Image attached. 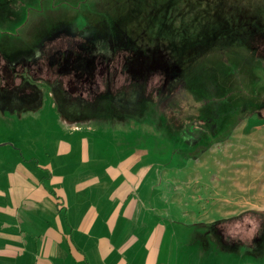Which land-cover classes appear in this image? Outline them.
<instances>
[{
  "label": "crops",
  "instance_id": "obj_1",
  "mask_svg": "<svg viewBox=\"0 0 264 264\" xmlns=\"http://www.w3.org/2000/svg\"><path fill=\"white\" fill-rule=\"evenodd\" d=\"M42 91L0 108V264H264V243L231 249L207 232L238 214L187 210L200 181L160 170L148 138L175 137L155 109L68 119Z\"/></svg>",
  "mask_w": 264,
  "mask_h": 264
},
{
  "label": "trees",
  "instance_id": "obj_2",
  "mask_svg": "<svg viewBox=\"0 0 264 264\" xmlns=\"http://www.w3.org/2000/svg\"><path fill=\"white\" fill-rule=\"evenodd\" d=\"M21 1L23 3V0H19V3ZM165 1L158 0L150 4L153 5L152 8H156L157 5L158 7L164 5ZM123 3H126V0H115L110 10H107L108 13L99 14L110 22L120 23L122 19L126 22V25L118 24L116 32L118 35L124 33L128 39L114 48L119 58L117 60L121 62L125 71L119 77L118 84L128 93L133 92V100L130 104H137L142 100V98L138 99L139 96L147 98L152 104L154 102L159 110L163 109L162 113L174 133L205 142L200 144L199 150H205L215 142L228 138L235 126L247 116L257 115L259 118H264L262 114L264 90L262 94L258 87L259 84L264 86V78L260 77L254 84L240 82L237 85L234 82L228 84L225 79L231 73L240 74L238 69L246 62L254 63L255 68L264 69V46H262L264 42L255 41L258 29L244 30L242 34L235 36L218 33L208 40L204 37L176 39L170 35L166 22L164 26L160 24L162 17L158 13L159 10L153 8L147 11L146 8H139L138 12L137 10L126 12L127 9H123L127 4L121 6ZM56 7L52 4L44 8L48 17L39 14L34 24L31 23L29 16L19 27L20 29L24 27L26 30L23 39L20 38L17 42L14 40L13 45L7 46L13 48L15 45L35 44L38 32L49 36L46 42L53 41L57 36L55 33L57 23L54 17ZM68 19L72 20V18ZM262 32L264 33V30ZM2 40L10 41L9 37ZM255 42L256 46L253 44ZM4 49L9 51L7 48ZM251 53L254 55L248 56ZM204 58L209 60L210 66ZM257 64L259 67L256 66ZM205 66L208 67L203 68ZM55 70L56 68H50L51 77L57 76ZM214 74L217 81L215 80L208 87L209 78H213ZM221 78L222 80H219ZM65 79L72 80V77L66 75ZM251 213L257 214L255 211ZM226 222L228 221H218L211 225L223 226ZM224 232L234 243L233 248L256 249L255 245L248 247L245 241L240 240L236 235L228 234V229L225 228Z\"/></svg>",
  "mask_w": 264,
  "mask_h": 264
},
{
  "label": "rangeland",
  "instance_id": "obj_3",
  "mask_svg": "<svg viewBox=\"0 0 264 264\" xmlns=\"http://www.w3.org/2000/svg\"><path fill=\"white\" fill-rule=\"evenodd\" d=\"M38 1L25 0L26 10L21 12L19 18L28 19L30 16L31 23L34 24V20L39 14L48 17L44 8L54 4L57 6L54 17L58 24L65 18L73 19L80 17V14L84 15L87 12L89 14L91 11L108 13L107 10L115 0H45L46 3L43 6ZM130 2V0H126V3L121 6L129 5ZM152 2L153 0H149L144 3L146 10L150 11L153 8L156 11L159 10L158 13L162 17L161 22L165 21L168 24L170 35H175L177 39L199 36L208 40L218 33L222 35L234 34L235 36L242 34L244 30L255 31L258 29L255 41L264 42V33L262 32L264 30V0H176L168 8L161 6L152 8L153 5L150 4ZM24 29V27L20 29L16 25L7 29L6 34H2L0 31L1 42H3L2 38L9 37L10 41L3 43V46L9 49L8 55L11 56L13 53L10 51L11 47L7 45H13L12 41L14 40L17 42L18 39H23L26 33ZM35 38L37 40L40 36L37 35ZM256 42L253 43L254 46H256ZM97 48L99 49L98 46L95 47V49ZM250 55L254 54H248V56ZM252 59L253 57H251ZM204 60L210 66L209 60L206 58ZM229 65L232 64L229 62ZM256 66L259 67L258 64ZM254 68V63L246 62L243 67L238 69L240 74L232 75L231 73L225 79L228 84L231 82L236 85L240 82L257 83V79L264 78V69ZM215 74L219 76L218 73ZM215 74L213 78H209L208 87L215 80L217 81ZM258 87L260 93L263 94L264 86L259 84ZM262 114L264 115V112ZM144 121L151 120L144 119ZM172 134L175 139H168L164 134L160 138L151 136V139L148 138L149 144L147 145L161 151L158 156L161 160L160 170L168 169L170 178H174V175L177 176V168L186 167L187 174L178 176L181 182L188 181V177H193V181H200L188 191L190 193L191 190H196L200 201L196 205L189 201L187 210H196L199 213L214 211L215 213L212 215L217 219L218 213H221V217H228L236 213L238 215L233 218L221 220L228 221L223 226L228 229V234L236 235L240 240L246 241L245 237L252 240L258 234L257 230L261 228V225H257L258 221L264 219L261 216L264 215L261 213L264 211V118H259L256 115L245 117L235 126L228 138L215 142L205 150L198 149L200 144L205 143L204 141L199 142L193 139L185 141L183 136ZM183 170L185 169H182L180 173ZM183 176L186 177V180L182 178ZM258 178L262 179L260 183ZM257 185L259 188H256ZM252 211L257 214L251 213ZM243 231L246 233H242Z\"/></svg>",
  "mask_w": 264,
  "mask_h": 264
},
{
  "label": "flooded vegetation",
  "instance_id": "obj_4",
  "mask_svg": "<svg viewBox=\"0 0 264 264\" xmlns=\"http://www.w3.org/2000/svg\"><path fill=\"white\" fill-rule=\"evenodd\" d=\"M24 1L19 3V0H0L1 33H6L7 28H12L15 23L21 27L27 20L24 19L20 24L23 19L19 17L26 3ZM130 1L129 5L123 7V10L127 9L126 12L133 10L138 12L139 8H146L144 3L149 0ZM175 1L166 0L161 7L168 8ZM38 2L43 6L44 0ZM164 22L160 24L164 26L166 24ZM120 23L126 25L123 19ZM120 23L110 22L102 14L93 11L89 14L88 12L80 14V17L72 20L60 21L56 25L57 36L53 41L46 42L49 36L38 32L40 38L35 44L15 45L13 48L11 46L10 51L13 53L11 56L4 49V40L0 41V108L6 106L9 109L20 110L37 106L36 102L43 99L42 89L47 86L54 93L59 108L63 109L68 119L70 117L76 120L90 119L93 116H107L116 112L133 115L142 112L151 114L155 109L167 129L174 132L162 113L163 109L159 110L154 102L152 104L143 96L138 97L142 100L137 104H130L133 92L128 93L118 84L119 77L125 71L121 62L117 60L119 58L114 47L120 46V43L128 39L124 33L117 34L116 26ZM171 36L177 39L175 35ZM95 45L99 49H95L97 47ZM92 50L95 52H91ZM50 68H56L57 76H50ZM66 75L72 77V80L66 81ZM184 138L185 141L191 139L187 135ZM261 216L264 218V215ZM257 225H261V228L252 239V245H255L256 249L251 247L242 250L256 251L264 243V219L258 221ZM224 229L225 227L221 225H210L207 232L211 233L223 247L234 249V243L230 241V236ZM250 245L246 244L248 247Z\"/></svg>",
  "mask_w": 264,
  "mask_h": 264
},
{
  "label": "bare ground",
  "instance_id": "obj_5",
  "mask_svg": "<svg viewBox=\"0 0 264 264\" xmlns=\"http://www.w3.org/2000/svg\"><path fill=\"white\" fill-rule=\"evenodd\" d=\"M258 180H259L258 182L260 183L262 179L258 178ZM242 185H243V184H242ZM251 186H252V185H251ZM256 188H259V185H257ZM236 197H237V196H236Z\"/></svg>",
  "mask_w": 264,
  "mask_h": 264
},
{
  "label": "water",
  "instance_id": "obj_6",
  "mask_svg": "<svg viewBox=\"0 0 264 264\" xmlns=\"http://www.w3.org/2000/svg\"><path fill=\"white\" fill-rule=\"evenodd\" d=\"M262 214H264V211L263 212H261Z\"/></svg>",
  "mask_w": 264,
  "mask_h": 264
}]
</instances>
